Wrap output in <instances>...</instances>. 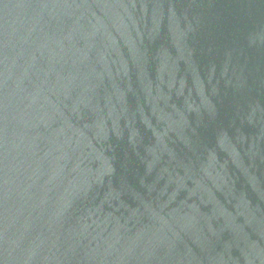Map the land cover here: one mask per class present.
I'll use <instances>...</instances> for the list:
<instances>
[{"label":"water","instance_id":"95a60500","mask_svg":"<svg viewBox=\"0 0 264 264\" xmlns=\"http://www.w3.org/2000/svg\"><path fill=\"white\" fill-rule=\"evenodd\" d=\"M0 264H264V0H0Z\"/></svg>","mask_w":264,"mask_h":264}]
</instances>
